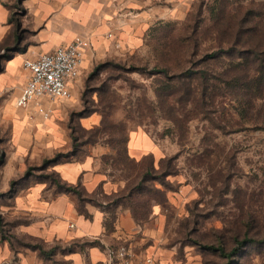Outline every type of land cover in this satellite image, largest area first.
Instances as JSON below:
<instances>
[{"label":"rangeland","instance_id":"rangeland-1","mask_svg":"<svg viewBox=\"0 0 264 264\" xmlns=\"http://www.w3.org/2000/svg\"><path fill=\"white\" fill-rule=\"evenodd\" d=\"M154 3L147 30L134 33L133 44L115 40L94 56L72 95L54 103L48 121L60 122L69 140L24 176L58 187L66 183L56 162L96 157L100 169L125 183L116 195L98 193L103 205L113 211L121 204L143 223L154 201L164 203L156 244L167 264H264V0ZM138 127L167 156L147 178L149 160L127 153L129 132ZM7 135L0 117V155ZM166 167L193 187L166 183ZM0 217L2 235L10 236ZM12 242L38 246L35 264H74L70 251L81 245L20 235Z\"/></svg>","mask_w":264,"mask_h":264},{"label":"crops","instance_id":"crops-1","mask_svg":"<svg viewBox=\"0 0 264 264\" xmlns=\"http://www.w3.org/2000/svg\"><path fill=\"white\" fill-rule=\"evenodd\" d=\"M154 1L0 0V59H4L0 67V117L9 129V135L2 139L5 147L0 155V213L5 215L11 234L3 236L0 225V264H35V257L40 261L37 249L15 247L12 241L18 235L49 243L81 242L79 248L70 251L74 264L104 262L106 248L123 242L130 245L138 262L154 256L162 264L168 263L167 254L156 244L166 224L164 203L154 201L143 223L121 204L113 211L103 205L95 198L100 197L98 193L116 195L125 183L100 169L96 157L53 165L62 183L82 186L90 195L85 203L76 193L59 190L56 183L24 176L29 165L53 155L68 142L69 135L60 122H49L41 115L31 118L30 109L16 104L29 76L24 67L26 59L52 51L77 34H91L94 48L86 59L87 66L94 56L117 45L115 40L120 46L133 44L134 33L147 30L155 15ZM110 32L114 33L111 37ZM127 153L137 162L149 160L153 171L167 157L143 127L130 130ZM164 177L166 183L181 191L193 187L181 174ZM155 183L156 187H167ZM165 194L171 197L167 189Z\"/></svg>","mask_w":264,"mask_h":264},{"label":"built area","instance_id":"built-area-1","mask_svg":"<svg viewBox=\"0 0 264 264\" xmlns=\"http://www.w3.org/2000/svg\"><path fill=\"white\" fill-rule=\"evenodd\" d=\"M108 36H113V32ZM93 48L91 34H77L71 41L57 46L52 51L26 59L24 67L29 76L16 104L30 109L31 118L41 115L48 119L53 104L72 95L73 88L86 69V59ZM106 255L103 264H162L154 256L138 262L126 242L107 247Z\"/></svg>","mask_w":264,"mask_h":264},{"label":"trees","instance_id":"trees-1","mask_svg":"<svg viewBox=\"0 0 264 264\" xmlns=\"http://www.w3.org/2000/svg\"><path fill=\"white\" fill-rule=\"evenodd\" d=\"M169 161V160H168ZM167 161V166L169 165ZM46 162H50V160H46ZM163 166V165H162ZM153 174V170L151 167H149L147 169V171L144 173L145 178H147L148 176ZM170 174H174L172 170L169 169V167H166L165 169H163V173L162 176H166V175H170ZM140 187V186H139ZM58 188L61 191H72L74 193H76L78 195V197L80 198L81 201H83V197L81 194V191L79 189H77V187H74L72 185H67V184H58ZM135 216H137V214L134 212ZM250 242H253L252 239H249ZM34 249L39 248L38 246L33 247ZM41 251V250H40Z\"/></svg>","mask_w":264,"mask_h":264}]
</instances>
